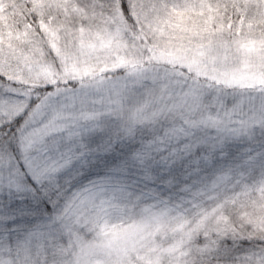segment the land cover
I'll list each match as a JSON object with an SVG mask.
<instances>
[{
	"label": "snow or ice",
	"instance_id": "1",
	"mask_svg": "<svg viewBox=\"0 0 264 264\" xmlns=\"http://www.w3.org/2000/svg\"><path fill=\"white\" fill-rule=\"evenodd\" d=\"M20 15L0 22V264H264L248 4L22 0Z\"/></svg>",
	"mask_w": 264,
	"mask_h": 264
},
{
	"label": "rangeland",
	"instance_id": "2",
	"mask_svg": "<svg viewBox=\"0 0 264 264\" xmlns=\"http://www.w3.org/2000/svg\"><path fill=\"white\" fill-rule=\"evenodd\" d=\"M209 2L215 4L220 3L222 9V15L231 16L233 14L234 3H247L249 6L250 14L252 16L251 25L253 26L256 35L264 34L261 31V27L264 26V17H260L253 10H251L252 0H209ZM22 0H3V6H0V22H6L7 24L15 25L22 21L20 15V8ZM201 17L193 13L192 20L198 22Z\"/></svg>",
	"mask_w": 264,
	"mask_h": 264
}]
</instances>
